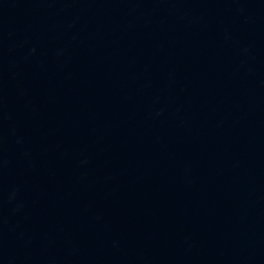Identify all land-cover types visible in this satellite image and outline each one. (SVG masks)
<instances>
[{"label":"water","instance_id":"obj_1","mask_svg":"<svg viewBox=\"0 0 264 264\" xmlns=\"http://www.w3.org/2000/svg\"><path fill=\"white\" fill-rule=\"evenodd\" d=\"M0 264H264V0H0Z\"/></svg>","mask_w":264,"mask_h":264}]
</instances>
